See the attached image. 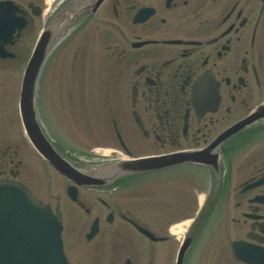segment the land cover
Listing matches in <instances>:
<instances>
[{
  "label": "flooded vegetation",
  "instance_id": "af4514ba",
  "mask_svg": "<svg viewBox=\"0 0 264 264\" xmlns=\"http://www.w3.org/2000/svg\"><path fill=\"white\" fill-rule=\"evenodd\" d=\"M42 36L59 41L39 80L46 133L54 74V107L91 141L90 165L191 159L77 186L53 207L71 263L264 264V0H0V178L30 188L12 106ZM67 94L77 114L64 113Z\"/></svg>",
  "mask_w": 264,
  "mask_h": 264
},
{
  "label": "water",
  "instance_id": "95a60500",
  "mask_svg": "<svg viewBox=\"0 0 264 264\" xmlns=\"http://www.w3.org/2000/svg\"><path fill=\"white\" fill-rule=\"evenodd\" d=\"M43 61L44 57L38 51L24 76L20 107L31 142L58 171L82 184H91L88 180L103 184L159 167L154 159L123 161L107 166L102 173L105 179H98L80 172L64 160L47 139L37 118L35 95ZM164 160L170 165L183 159ZM61 231L62 226L50 206L35 198L21 183L0 180V264H69Z\"/></svg>",
  "mask_w": 264,
  "mask_h": 264
},
{
  "label": "rangeland",
  "instance_id": "374dc122",
  "mask_svg": "<svg viewBox=\"0 0 264 264\" xmlns=\"http://www.w3.org/2000/svg\"><path fill=\"white\" fill-rule=\"evenodd\" d=\"M43 90L45 92V101L47 100L46 103L50 102L52 105L51 106L52 109L49 110L47 108L46 113H47V124L49 125V128L51 132L53 133L54 137L57 138L59 136V138H61L64 141L63 143H65L69 148L79 149L80 154L78 155H80V159L87 162V160L89 159L88 156L91 155L89 152L90 151L89 149L92 147L91 141H88V137L86 135H83L81 133L78 134L77 132H74L73 130H71L70 128L71 125L69 124V127H68L67 122H65L66 128H63L64 124L62 123L61 118L58 116L56 108L54 107L55 103L57 105L58 103H60V100H61L60 94L63 93V92L59 93V87L57 84V75L51 74L50 81L48 84L44 86ZM16 91H17V88H16ZM17 103H18V96H16L14 105L12 106L14 107V110L16 108V111H17ZM65 103H66V111L64 113L68 115L77 114L74 111L76 102L72 98V94H67ZM81 108L82 106H80L79 108L80 111L78 113L81 112ZM66 117L70 118V116H66ZM66 117H63L62 119L64 120ZM8 122H9V119H8ZM13 131L20 137V139H23V136L21 134L22 128H21V124L19 120H18V123L13 127ZM20 145L22 147L19 151V154L25 161L26 167L28 168L31 175L33 176L28 184L32 186L34 191L37 194L41 195V197L44 198L45 201H47V203H51L53 206H56L57 204L61 203V206L63 205V208H64L65 205H67V195H66L67 184L49 166L46 167V170L44 171V173H42V171L40 170L41 168L38 165V160L35 156V153L32 152L31 148L26 149L23 143ZM110 154H111L109 157L110 159L116 157L117 155L120 156L119 154H112V153ZM68 214L71 215V213L69 212Z\"/></svg>",
  "mask_w": 264,
  "mask_h": 264
},
{
  "label": "bare ground",
  "instance_id": "6f19581e",
  "mask_svg": "<svg viewBox=\"0 0 264 264\" xmlns=\"http://www.w3.org/2000/svg\"><path fill=\"white\" fill-rule=\"evenodd\" d=\"M180 228H183V226H182V225H179V226H177L176 228H174L173 231H174V232H177V231H179Z\"/></svg>",
  "mask_w": 264,
  "mask_h": 264
}]
</instances>
